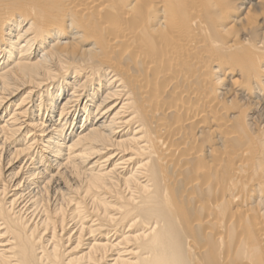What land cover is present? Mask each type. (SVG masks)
Returning <instances> with one entry per match:
<instances>
[{
    "label": "bare ground",
    "instance_id": "obj_1",
    "mask_svg": "<svg viewBox=\"0 0 264 264\" xmlns=\"http://www.w3.org/2000/svg\"><path fill=\"white\" fill-rule=\"evenodd\" d=\"M0 264H264V0H0Z\"/></svg>",
    "mask_w": 264,
    "mask_h": 264
},
{
    "label": "clouds",
    "instance_id": "obj_2",
    "mask_svg": "<svg viewBox=\"0 0 264 264\" xmlns=\"http://www.w3.org/2000/svg\"><path fill=\"white\" fill-rule=\"evenodd\" d=\"M223 83V81H220V84H222Z\"/></svg>",
    "mask_w": 264,
    "mask_h": 264
}]
</instances>
